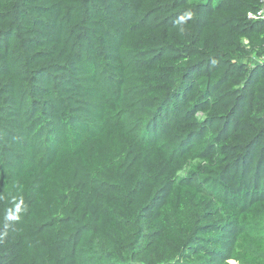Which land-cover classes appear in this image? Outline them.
<instances>
[{
	"label": "trees",
	"instance_id": "trees-1",
	"mask_svg": "<svg viewBox=\"0 0 264 264\" xmlns=\"http://www.w3.org/2000/svg\"><path fill=\"white\" fill-rule=\"evenodd\" d=\"M263 7L0 0V264H264Z\"/></svg>",
	"mask_w": 264,
	"mask_h": 264
},
{
	"label": "built area",
	"instance_id": "built-area-1",
	"mask_svg": "<svg viewBox=\"0 0 264 264\" xmlns=\"http://www.w3.org/2000/svg\"><path fill=\"white\" fill-rule=\"evenodd\" d=\"M249 16L252 19H264V7L258 12V14H250Z\"/></svg>",
	"mask_w": 264,
	"mask_h": 264
},
{
	"label": "water",
	"instance_id": "water-1",
	"mask_svg": "<svg viewBox=\"0 0 264 264\" xmlns=\"http://www.w3.org/2000/svg\"><path fill=\"white\" fill-rule=\"evenodd\" d=\"M235 262V261H234ZM233 264V262H231ZM236 263V262H235ZM237 264V263H236Z\"/></svg>",
	"mask_w": 264,
	"mask_h": 264
},
{
	"label": "bare ground",
	"instance_id": "bare-ground-1",
	"mask_svg": "<svg viewBox=\"0 0 264 264\" xmlns=\"http://www.w3.org/2000/svg\"><path fill=\"white\" fill-rule=\"evenodd\" d=\"M233 262H234V261H233ZM234 263H235V262H234ZM234 263H233V264H234ZM235 264H236V263H235Z\"/></svg>",
	"mask_w": 264,
	"mask_h": 264
}]
</instances>
